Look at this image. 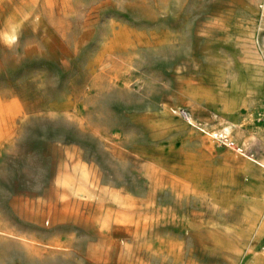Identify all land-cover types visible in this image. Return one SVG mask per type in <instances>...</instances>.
Instances as JSON below:
<instances>
[{"label": "rangeland", "instance_id": "374dc122", "mask_svg": "<svg viewBox=\"0 0 264 264\" xmlns=\"http://www.w3.org/2000/svg\"><path fill=\"white\" fill-rule=\"evenodd\" d=\"M263 103L264 0H0V264H264Z\"/></svg>", "mask_w": 264, "mask_h": 264}, {"label": "built area", "instance_id": "2783aa9c", "mask_svg": "<svg viewBox=\"0 0 264 264\" xmlns=\"http://www.w3.org/2000/svg\"><path fill=\"white\" fill-rule=\"evenodd\" d=\"M262 110H263V115H264V103H263V105H262ZM180 115L182 116V117H184L185 119H188V113H187V111H185V110H181L180 111Z\"/></svg>", "mask_w": 264, "mask_h": 264}, {"label": "bare ground", "instance_id": "6f19581e", "mask_svg": "<svg viewBox=\"0 0 264 264\" xmlns=\"http://www.w3.org/2000/svg\"><path fill=\"white\" fill-rule=\"evenodd\" d=\"M188 118H189V115H188ZM224 130L226 132H230V128L229 127H225ZM225 139L228 140V137H225ZM238 151H243V149L240 147V148H238Z\"/></svg>", "mask_w": 264, "mask_h": 264}]
</instances>
